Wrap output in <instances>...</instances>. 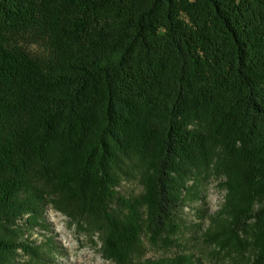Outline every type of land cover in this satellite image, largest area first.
Wrapping results in <instances>:
<instances>
[{"label": "trees", "instance_id": "obj_1", "mask_svg": "<svg viewBox=\"0 0 264 264\" xmlns=\"http://www.w3.org/2000/svg\"><path fill=\"white\" fill-rule=\"evenodd\" d=\"M212 164L230 216L214 242L251 226L248 264H264V0H0V264L36 253L23 236L49 205L135 264L142 215L162 233Z\"/></svg>", "mask_w": 264, "mask_h": 264}, {"label": "rangeland", "instance_id": "obj_2", "mask_svg": "<svg viewBox=\"0 0 264 264\" xmlns=\"http://www.w3.org/2000/svg\"><path fill=\"white\" fill-rule=\"evenodd\" d=\"M141 171L131 169L118 187L124 199L138 198L143 192ZM226 177L216 164L193 170L185 188L177 192L178 207L167 226L158 235L146 229L143 214L139 238L128 248V257L135 264L147 259H164L186 255L200 264H248L251 249V226L240 233L243 244L225 246L214 242L213 236L230 222L226 206ZM117 207L123 206L120 201ZM44 223L35 225L24 234L23 240L36 252L34 255L19 250L18 259L24 264H112L106 258L103 237L91 223L81 228L60 210L47 206ZM221 234V233H219ZM218 234V236H219ZM221 236V235H220ZM223 236L219 237L221 239Z\"/></svg>", "mask_w": 264, "mask_h": 264}]
</instances>
